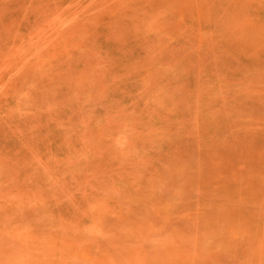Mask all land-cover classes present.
I'll use <instances>...</instances> for the list:
<instances>
[{
	"label": "rangeland",
	"instance_id": "rangeland-1",
	"mask_svg": "<svg viewBox=\"0 0 264 264\" xmlns=\"http://www.w3.org/2000/svg\"><path fill=\"white\" fill-rule=\"evenodd\" d=\"M0 264H264V0H0Z\"/></svg>",
	"mask_w": 264,
	"mask_h": 264
}]
</instances>
